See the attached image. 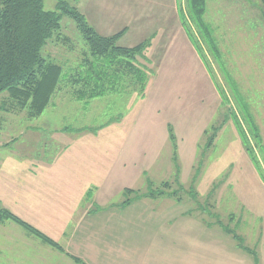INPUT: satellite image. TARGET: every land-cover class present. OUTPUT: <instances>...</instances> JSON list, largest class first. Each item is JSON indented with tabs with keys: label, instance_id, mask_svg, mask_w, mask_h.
Returning a JSON list of instances; mask_svg holds the SVG:
<instances>
[{
	"label": "rangeland",
	"instance_id": "rangeland-1",
	"mask_svg": "<svg viewBox=\"0 0 264 264\" xmlns=\"http://www.w3.org/2000/svg\"><path fill=\"white\" fill-rule=\"evenodd\" d=\"M60 1L44 0L45 8L57 10ZM67 1L83 12L84 0ZM180 3L185 5V0ZM204 20V28L188 24V46L179 39L161 61L156 56L151 57V47L146 59L139 58L149 75L143 94L108 93L86 102L77 99L73 79L80 76L89 49L74 19L63 16L62 33L50 40L42 52L44 57L64 68L58 90L45 111L40 116L31 117L29 108L19 109L7 91L0 93V198L5 197L0 199V207L16 209L6 201L5 193L8 189L14 190L13 187H17V193L19 190L26 192L27 176L22 177L21 170L24 166H34L31 159L69 164L73 162V154L62 149L83 131L99 133L102 130L118 135L111 138L107 134L98 141L90 136L93 139H90V162L94 166L98 164L96 156L101 153L104 167H110L113 162L115 165L119 153L125 157L128 169L135 159L142 161V165L152 164L144 178L131 173L125 180L121 179V183L131 185L135 193L114 198V204L122 202L120 212L133 218L130 213L144 205L137 201L129 207L125 200L136 201L135 196H139L136 192L144 193L159 187L166 189L161 184L170 182L167 192H176L191 201L188 203L183 199L180 205L173 203L176 204L173 214L188 209L190 204L194 212L197 208H205L207 224L218 222L222 225L223 237L231 239L227 229L233 228L230 213L237 210L239 203L235 202L236 199H244L247 193L264 194L257 187L264 183V1L208 0ZM142 33L139 35L134 31L121 42L129 40L131 45L133 39L141 37ZM134 83L135 79H127L126 88H131ZM119 114L125 117L122 121L117 118ZM237 125L248 138L251 137L258 153L252 150L253 155L250 154L248 144L240 140ZM149 129L156 135L150 144L146 138ZM171 131L176 136L177 146L168 141ZM210 137L214 141L211 147ZM11 150L16 152V156L13 155L15 161L8 164L5 157ZM175 151L182 182L175 178L176 169L167 172L171 164L174 165L172 152ZM24 156H29L30 160L19 162ZM252 168L258 171L259 177L250 178ZM93 172L99 173L96 169ZM209 180H212L211 188L208 187ZM247 181L250 182L248 189ZM191 195H197L198 200H193ZM170 200L162 196L146 202L157 208L164 207V211ZM21 203L25 205L26 201ZM98 209L96 207L92 212ZM139 213L146 215L140 217ZM136 217L143 223L126 235L125 264H174V261H180L176 256L182 252L172 251L168 261L166 252L161 250L166 246L165 242H179L180 237L174 235L163 242L161 234L168 228L150 227L147 209L141 208ZM27 221L37 224L36 219ZM24 231L21 236L7 234V238L0 242L3 247L0 264H36L30 260L29 247L19 246L32 241L24 238ZM101 241L106 245V239L101 238ZM35 242L38 241L33 240L32 244Z\"/></svg>",
	"mask_w": 264,
	"mask_h": 264
},
{
	"label": "crops",
	"instance_id": "crops-1",
	"mask_svg": "<svg viewBox=\"0 0 264 264\" xmlns=\"http://www.w3.org/2000/svg\"><path fill=\"white\" fill-rule=\"evenodd\" d=\"M180 1L84 0L82 9L84 13L78 9L101 35L110 36L125 29L118 42L122 46H135L152 38L151 57L156 56V59L161 61L179 39L181 43L183 41L187 46L189 44L190 38L182 18ZM134 31H138L139 35L143 33L141 37L134 38L131 45H129V40L126 41L127 43L121 42ZM133 94L136 95V92ZM118 118L122 121L125 117L119 114ZM107 134L111 138H116L118 135L115 132H103L102 130L99 133L88 130L81 132L67 147L62 149L65 153L70 151V155L73 154V162L69 164L54 160L49 162L40 159L30 160L29 156L19 158V162L24 163L30 160L34 164L33 167L24 166L21 170V176H27V190L25 192V190L18 189L19 193H17V187H13L14 190L8 189L5 193L6 201L16 207L12 210L21 212L18 213L20 215L17 214L19 217L26 221L36 219L37 224L34 226L57 241L63 250L30 234L24 227L25 231L22 230V226L12 220L0 225V242L7 238V234L21 236L24 231V238L32 241L19 246L29 247L28 252L32 255L30 260L36 264H79L72 256L81 258L86 264H125L126 250H128L126 235L143 223L136 219V213L144 208L149 210L148 225L150 227L158 230L168 228L161 234L163 242L174 235L180 237L179 242H165L164 245L167 247L164 246L161 249L166 252L168 261H170L168 257L172 251L182 252L181 255L176 256L180 258V261H174V264H264V194L247 193L244 199L237 198L235 201L239 205L236 211L230 213L232 219L230 225H233L232 230L241 236L242 242L235 239L232 233L228 234L231 239L227 236L223 237L222 225H218V222L207 224L205 208H197L194 212L191 211L193 207L190 204L187 206L188 209L183 208L173 214L172 210L176 204L180 205L184 202L183 199H186L184 196L179 199V196L164 195L163 197L172 199L165 205L164 211H162L164 207L157 208L146 202L162 196H135L138 200L128 203L129 207L137 201V203L142 202L144 206L130 213L134 216L133 218L128 217L127 213L119 211V205L122 202L113 203L114 198L121 194L124 195L127 188L133 189L131 185L122 184L121 179L125 180L131 173L144 178L149 174L152 164L142 165V161L135 159L136 162H130V169H128L125 157L119 153L115 165L113 162L110 167H104L103 153H101L96 156L98 164L94 166L90 162L92 161L90 144L93 140L90 136L96 137L98 141L100 137ZM146 138L149 144L156 138L152 129H149ZM169 140L173 144L168 134ZM96 144L100 146L98 142ZM155 146L157 147L156 141ZM14 153L16 152L11 150V153L5 157L6 163H14V156H16ZM132 153L133 150L130 154ZM144 153L147 155L146 151ZM156 158L157 153L154 156L155 160ZM172 160L174 165L171 164L167 172L176 169L175 178L178 182H182L181 170L174 159V152H172ZM94 169L99 173L94 174ZM249 175L252 179L259 177L258 171L255 172L253 168ZM43 177H45L44 180H42ZM211 181H208L209 188L212 186ZM246 186L248 189L250 182L247 181ZM257 187L264 192V183ZM207 196L209 197V194ZM0 199H5V197ZM25 201V205L21 203ZM185 201L191 202L188 198ZM96 207L101 210L92 212ZM213 208H215L214 205ZM138 215L145 217L146 213ZM210 228L213 230L209 231ZM120 234L123 235L119 238ZM101 238L106 239V245ZM233 239L235 242L232 241ZM33 240L38 242L32 244ZM2 250L3 247L0 245V254Z\"/></svg>",
	"mask_w": 264,
	"mask_h": 264
},
{
	"label": "trees",
	"instance_id": "trees-1",
	"mask_svg": "<svg viewBox=\"0 0 264 264\" xmlns=\"http://www.w3.org/2000/svg\"><path fill=\"white\" fill-rule=\"evenodd\" d=\"M207 7L208 0H185V5H181V13L187 32L189 23L201 28L205 27ZM63 16L74 19L89 49L82 63L85 67L82 66L80 76H75L73 79L77 99L89 102L108 93L143 94V86L149 75L139 58H147L146 53L152 46V38L135 46H122L118 42L125 29L110 36L101 35L89 23L86 16L67 0H61L57 10H47L44 0H0V93L7 91L19 109L29 108L31 117L40 116L45 111L58 90L64 68L61 64L44 57L42 52L50 40L62 33ZM127 79H135L134 85L129 89L126 88ZM234 123L237 124L236 120ZM254 128V131L258 133L257 127L254 126ZM238 132H240L241 140L248 144L247 150L250 154L253 155L252 150L258 153L251 137L248 138L242 129ZM170 137L174 145L176 136L173 131ZM259 138L261 139L260 134ZM213 143L211 138L209 147ZM260 146H262V140ZM176 157L175 151V161ZM161 186L169 189L171 184L163 182ZM166 189L159 187L144 193H136L141 197L179 196L176 192H167ZM134 192L130 188L125 190L127 196ZM191 196L193 199L197 198V195ZM179 199H181L180 196ZM130 202V198L124 201L125 204ZM8 220L16 222L30 234L41 238L55 248L63 250L57 241L37 227L10 209L0 207V224ZM227 230L234 235L235 239L242 242L241 236L232 229ZM72 257L79 264H86L81 258Z\"/></svg>",
	"mask_w": 264,
	"mask_h": 264
}]
</instances>
